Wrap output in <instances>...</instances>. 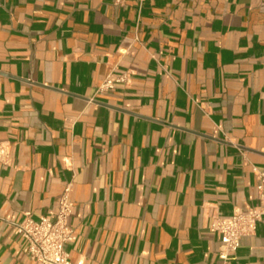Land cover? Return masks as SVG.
Listing matches in <instances>:
<instances>
[{"label":"crops","instance_id":"obj_1","mask_svg":"<svg viewBox=\"0 0 264 264\" xmlns=\"http://www.w3.org/2000/svg\"><path fill=\"white\" fill-rule=\"evenodd\" d=\"M0 140V264L67 181L71 260L220 264L211 216L264 165V0H0ZM227 264H264V215Z\"/></svg>","mask_w":264,"mask_h":264},{"label":"built area","instance_id":"obj_2","mask_svg":"<svg viewBox=\"0 0 264 264\" xmlns=\"http://www.w3.org/2000/svg\"><path fill=\"white\" fill-rule=\"evenodd\" d=\"M121 4L124 0H113ZM126 73H107L98 85L99 90L113 86L115 82L125 81ZM9 142L0 140V162H9ZM257 202L249 206H236L229 214H214L208 223V228L219 238L217 256L220 264L235 256L237 247L243 236L252 234L258 221L264 215V165L255 171ZM71 181H67L58 197L57 209L53 215L43 214L33 218L25 212L23 218L11 222L27 242L26 253L31 264H83L81 259L71 260L65 244L73 238V228L67 218L72 203L69 199Z\"/></svg>","mask_w":264,"mask_h":264}]
</instances>
